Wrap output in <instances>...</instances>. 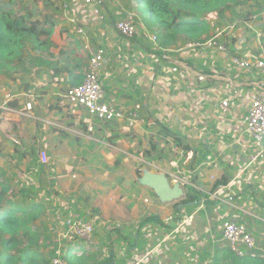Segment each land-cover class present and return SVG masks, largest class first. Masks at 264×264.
<instances>
[{"label":"crops","instance_id":"crops-1","mask_svg":"<svg viewBox=\"0 0 264 264\" xmlns=\"http://www.w3.org/2000/svg\"><path fill=\"white\" fill-rule=\"evenodd\" d=\"M38 5L41 9L42 2ZM103 5L106 19L99 25L85 12L68 14L83 27L81 35L62 5L50 58L56 69L36 65L41 78L30 81V89H0L18 96L16 109L32 102L35 118L8 114L0 120V183L10 188L4 204L12 194L30 191L16 201L43 209L41 252L48 259L58 252L69 264H233L236 254L223 238L226 222L244 225L264 251V164L250 167L255 146L243 124L262 76L231 60L236 56L254 65L264 55V16L234 23L235 30L221 38L228 52L221 53L187 50L191 41L166 49L141 35L125 41L115 24L134 17L133 8ZM134 20L140 33L147 30L140 18ZM213 27L218 30L215 22L200 41L227 29L214 33ZM97 48L105 50L106 98L124 113L121 121L100 122L64 98L76 85L59 68H72L82 83ZM222 101L229 102L228 113L221 111ZM27 159L34 163L16 167ZM132 159L143 168L130 164ZM146 171H180L197 188L165 202L141 184L138 172ZM188 191L198 199L186 202ZM71 216L96 226L92 245L65 235Z\"/></svg>","mask_w":264,"mask_h":264},{"label":"trees","instance_id":"trees-1","mask_svg":"<svg viewBox=\"0 0 264 264\" xmlns=\"http://www.w3.org/2000/svg\"><path fill=\"white\" fill-rule=\"evenodd\" d=\"M39 1L42 2V9H39ZM136 1L146 7L150 17L157 19L158 42L161 48L166 49L182 40L200 41L212 29L208 15H222L231 8L230 5L241 0ZM58 3L60 10L63 9V0H34L31 7L25 6L22 0H0V79H13L26 62L56 69L57 65L50 60L54 57L52 37L58 23L57 16L62 11L57 10ZM59 71L70 74L73 85L81 84L72 68L60 67ZM138 176L142 177L141 172ZM0 188V264H51L38 244V220L43 213L40 204L17 203L18 196L32 195L28 190L12 194L13 200L4 204L10 188L1 183ZM197 199L196 192H187L186 202ZM19 238L26 242L24 248H19ZM12 249L14 253L10 252ZM233 261V264H264L260 259L239 258L236 255H233ZM219 263L220 260H217L213 264Z\"/></svg>","mask_w":264,"mask_h":264},{"label":"built area","instance_id":"built-area-1","mask_svg":"<svg viewBox=\"0 0 264 264\" xmlns=\"http://www.w3.org/2000/svg\"><path fill=\"white\" fill-rule=\"evenodd\" d=\"M103 2L119 4V0H64L63 8L67 18L76 26L78 35L84 33L83 27L80 26L77 18L70 17L68 14H75L77 11L80 13L85 12L87 19L97 25L102 24L106 19L101 7ZM236 26L237 24H232L212 38L190 42L185 47L187 50H215L227 53V41H222L221 38L232 33ZM115 31L125 41L130 42L138 35H141L146 41L153 44L155 48H159L157 47V36L145 29L140 33L138 25L132 16L117 21ZM104 59L105 50L103 48H97L93 51L89 57L84 81L69 88L64 98L69 107L75 110H85L92 118L100 122L121 121L124 119V113L110 104L106 98L104 81L108 75L104 76L103 73ZM231 60L238 67L254 68L262 76V79L257 83V90L251 101L248 114L243 121L245 132L252 137L255 146L254 152L249 158V165L253 167L258 164H264V55L255 58L254 65L248 60L236 56L231 58ZM17 97L7 91L0 93V120L3 119V115L8 114H15L26 119H35L32 102H27L22 109H16L12 106V103L16 102ZM220 109L223 113H228L229 102L222 101ZM40 161L43 164L48 163V155L45 152L40 153ZM164 175L168 177L171 183H178L184 191L190 187L197 188L187 176H184L183 172L164 173ZM66 227L69 235L75 237V239L89 245L93 244L97 231L96 226L87 223L81 217L71 216L66 220ZM223 238L229 243L231 250L237 256L264 261V251L259 249L256 239L244 225L234 222L224 223ZM51 264H69V262L57 256L51 260Z\"/></svg>","mask_w":264,"mask_h":264},{"label":"rangeland","instance_id":"rangeland-1","mask_svg":"<svg viewBox=\"0 0 264 264\" xmlns=\"http://www.w3.org/2000/svg\"><path fill=\"white\" fill-rule=\"evenodd\" d=\"M32 2L33 0L24 1L25 6H29V7H31ZM108 4H115V3H108ZM119 4H121V8H123L125 11L131 12L132 11L131 7H132L133 13H134V14L132 13V15L135 18H140L139 21L141 23H144L145 25L144 28H147V30H149L150 33H155V34L158 33L157 29L156 28L154 29V27L157 24V19L150 17L149 13L147 12L146 7L142 3H138V1L136 0H119ZM103 6L104 5L102 4L101 5L102 9H103ZM59 7H60V3H58L57 10L61 11L62 9L60 10ZM230 7L231 8L226 10L224 14L222 15H219L216 13H211L208 15L211 25H213L216 22V27H218V30H216L217 28L215 29L213 27L214 33L216 31L220 32L221 30L228 28L230 25L234 23L242 24L244 22L252 21V19L250 18L252 16L258 15L261 18H263L264 16V0H241L238 4L230 5ZM116 8L117 10H120L119 7H116ZM41 9H42V6H41ZM256 19H258V17H256ZM135 22L137 23V21ZM35 70H36V64H34L33 62H26L25 64L21 65L20 71L13 76L14 77L13 79L12 78H1L0 79V89L19 91V92L30 89L29 87L27 88V86H30L31 84L30 81L38 82L41 78L39 72ZM29 163L32 164L34 163V161L28 162V159H27L26 162L24 161L16 162L15 165L16 167L17 166L24 167L25 165ZM130 164L132 165L134 164L135 168L136 166L137 168L138 166L143 168V166L140 165L143 163L142 162L140 163L137 160L134 161V159L130 160ZM138 186L141 188H145L144 186H141V185H138ZM146 192L149 195L150 199L152 200V195L148 193L149 191H146ZM44 230H46V228H44ZM65 235H68V232ZM19 240H20L19 248L20 249L24 248V246H26V242L22 240L21 238H19ZM65 240H68V239H65ZM10 252L14 253V250L12 249L10 250ZM49 252L50 251H48V253ZM49 254H50L49 258L50 260H52L54 257L58 256L60 253L55 252L53 254L52 253H49Z\"/></svg>","mask_w":264,"mask_h":264},{"label":"water","instance_id":"water-1","mask_svg":"<svg viewBox=\"0 0 264 264\" xmlns=\"http://www.w3.org/2000/svg\"><path fill=\"white\" fill-rule=\"evenodd\" d=\"M141 184L150 187L156 195L165 202L179 200L184 195V190L178 183L171 184L164 174H155L149 171L144 172L140 178Z\"/></svg>","mask_w":264,"mask_h":264}]
</instances>
